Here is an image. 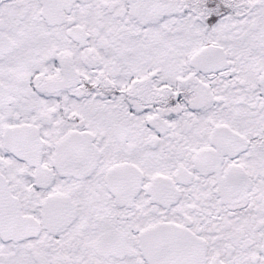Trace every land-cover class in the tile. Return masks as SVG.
Instances as JSON below:
<instances>
[{
	"label": "snow or ice",
	"instance_id": "1",
	"mask_svg": "<svg viewBox=\"0 0 264 264\" xmlns=\"http://www.w3.org/2000/svg\"><path fill=\"white\" fill-rule=\"evenodd\" d=\"M0 264H264V0H0Z\"/></svg>",
	"mask_w": 264,
	"mask_h": 264
}]
</instances>
